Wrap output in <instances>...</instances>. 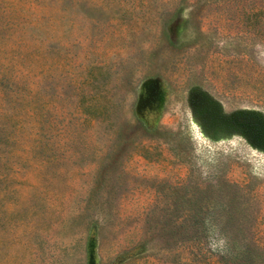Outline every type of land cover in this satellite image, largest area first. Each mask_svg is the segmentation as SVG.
Segmentation results:
<instances>
[{"label": "rangeland", "instance_id": "obj_1", "mask_svg": "<svg viewBox=\"0 0 264 264\" xmlns=\"http://www.w3.org/2000/svg\"><path fill=\"white\" fill-rule=\"evenodd\" d=\"M218 178L264 264V0H0V264H235Z\"/></svg>", "mask_w": 264, "mask_h": 264}, {"label": "trees", "instance_id": "obj_2", "mask_svg": "<svg viewBox=\"0 0 264 264\" xmlns=\"http://www.w3.org/2000/svg\"><path fill=\"white\" fill-rule=\"evenodd\" d=\"M234 184L215 179L214 185L209 189L208 203L206 212L200 215V209H196L193 215V223L190 224V230L194 233H200L207 240L211 235H217L222 238L224 254L222 259L238 264L244 262L245 243L239 241L233 231L235 220L234 203L237 202L235 193L231 192ZM218 250L217 252H219Z\"/></svg>", "mask_w": 264, "mask_h": 264}, {"label": "clouds", "instance_id": "obj_3", "mask_svg": "<svg viewBox=\"0 0 264 264\" xmlns=\"http://www.w3.org/2000/svg\"><path fill=\"white\" fill-rule=\"evenodd\" d=\"M223 243V241H221V244Z\"/></svg>", "mask_w": 264, "mask_h": 264}]
</instances>
